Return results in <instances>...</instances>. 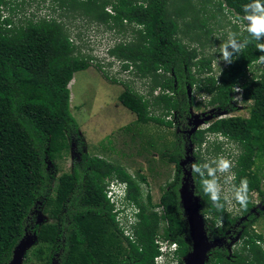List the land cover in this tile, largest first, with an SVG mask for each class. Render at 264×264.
Returning <instances> with one entry per match:
<instances>
[{"label": "trees", "instance_id": "obj_1", "mask_svg": "<svg viewBox=\"0 0 264 264\" xmlns=\"http://www.w3.org/2000/svg\"><path fill=\"white\" fill-rule=\"evenodd\" d=\"M250 2L52 0L59 8L78 9L82 16L116 28L117 32L134 31L132 40L115 42L108 53L121 60L123 71L133 69L137 77L149 83L145 93H140L124 82L117 96L136 116L131 138H140L144 133L140 124L173 128L174 139L159 144L162 159L174 164L173 176L161 187L159 202H153L150 193L141 188L147 180L144 174H132L120 163L82 150L79 125L70 111L69 83L74 73L90 66V55L80 54L66 24L51 12L16 22L14 14L20 4L0 0V235L8 237L2 239L9 248L30 231L37 235L36 251L59 252L58 264H155L159 254L155 238L161 223L167 220L163 236L177 242L176 254L180 258L190 250L191 241L179 200L183 175L179 161L190 144L194 162L203 163L226 153L222 148L228 142L237 148L236 153L230 151L235 183L247 178L249 202L246 211L238 210L237 205L236 213L227 207L217 212L202 192L200 177L192 173L195 192L200 196V212L208 217V237L221 242L208 252L205 264H264V250L257 243L263 234L254 228L259 218L264 219V68L260 73L246 75L248 66L264 53L252 40L232 63L217 68L212 54L182 41L184 33L180 29L183 23L191 30H199L193 32L194 37L206 33L208 38L211 29L207 28L209 18L204 14H215L205 5L215 6L217 12L229 13L236 20L244 15L242 6ZM107 6L113 13L105 10ZM230 30L239 33L238 22ZM215 53L220 56L218 51ZM238 82L244 99L251 100L249 115L215 117L238 110L231 102L233 86ZM193 86L195 91L210 95L207 105L213 108L204 116L211 114L213 118L207 127L189 134L194 98L188 89ZM217 133L225 140L207 139V134ZM70 138L75 141L78 159H73L70 170L57 174L56 161L69 149ZM148 143L151 147L158 145L155 141ZM112 178L126 183L124 205L137 209L130 226L134 241L124 235L113 205L106 198V180ZM256 202L260 205L254 209ZM159 206L164 208V215L155 210ZM37 209L45 216L41 223H36ZM221 216L222 227H216ZM241 216L246 219L236 228ZM238 232L239 241L229 255L225 243Z\"/></svg>", "mask_w": 264, "mask_h": 264}, {"label": "rangeland", "instance_id": "obj_2", "mask_svg": "<svg viewBox=\"0 0 264 264\" xmlns=\"http://www.w3.org/2000/svg\"><path fill=\"white\" fill-rule=\"evenodd\" d=\"M196 1L191 0L193 3ZM16 2L20 4L16 9V15L14 14L16 22H23L30 17L37 19L51 12L54 17L66 24L67 32L77 44L80 54L90 55L93 60L87 69L74 73L69 83L70 111L79 125L78 133L82 140V150L104 156L114 163H120L132 174L136 171L144 174L147 180L143 182V190L150 193L153 202H157L161 187L172 178L174 171V164L162 159L159 153L162 145L159 144L174 139L173 128L169 129L155 123L140 124L144 127L141 128L144 133L140 134V138L136 135L131 138L136 129L135 123H132L136 116L120 103L117 96L123 90L124 82L129 83L140 93H145L149 83L137 77L133 69L123 71L121 60L105 51L107 49L105 45L132 40L135 35L134 31L117 32L116 28L110 29L102 23L89 19L86 15L82 16L83 14L78 9L59 8L56 3H52V0H16ZM205 9L215 14L214 17H210L209 13L204 14L209 18L207 19V28L211 29L209 37H206V33H200L198 37H194L193 32H199V30H191L180 23V29L184 33L181 34V38L187 46H196L201 52L212 54L216 67H223L226 63L220 60V56L215 52L225 41L224 33L230 30L236 20L229 13L217 12L215 6L205 5ZM5 13L9 12L5 11ZM186 20L190 18L187 17ZM228 20L231 23H228ZM238 26L240 27L239 22ZM194 90L193 86L189 89V93L196 95ZM203 94L202 91L201 96L195 97L199 103L193 100V105L190 107L192 115L199 116V118L213 108L207 105L210 95L202 96ZM235 114L245 117L249 115L246 109L235 112ZM199 126L204 127L205 123ZM148 140L153 144L155 141L156 145L158 144L157 147L149 146ZM223 146L222 150L226 153H221L220 157L228 159L233 164L234 158L230 151L237 152L236 144L227 142L223 143ZM78 156L75 141L70 138L69 149L62 158L56 161L57 174L70 170L73 159H78ZM257 164H259L258 161ZM221 178L223 184V177ZM224 187L226 189L227 185ZM253 196L255 197V194ZM259 205L257 202L254 208ZM39 212L40 209H37L34 213L36 219L41 213ZM254 228L264 235V219L259 218Z\"/></svg>", "mask_w": 264, "mask_h": 264}, {"label": "clouds", "instance_id": "obj_3", "mask_svg": "<svg viewBox=\"0 0 264 264\" xmlns=\"http://www.w3.org/2000/svg\"><path fill=\"white\" fill-rule=\"evenodd\" d=\"M107 7L111 8V12L106 10ZM107 7L105 8V10L108 13H113L112 7L111 6H107ZM242 7L244 12L243 17L237 16L236 18V22L240 23V32L237 33L229 30L227 32L226 40L220 45L219 49L217 50L220 53L219 59L223 60L227 64L232 63L233 60L243 52V50L248 46L249 43H251L252 40L258 42L256 44V48L261 53H264V42H260V41H264V2H262V0H251L250 3L244 4ZM244 21H246L247 23H244ZM244 33H247L248 35L245 36ZM239 37H243V38L240 39ZM105 46L107 48L105 51H107V54H109L108 49L112 47L113 44H108ZM263 68H264V55H261L259 59L253 61L251 65L248 66V71L246 72L247 73L246 75H248V72H251V74H253L252 71L256 74L260 73V71ZM236 85H241V82H238L233 86L232 89L233 91ZM235 90L239 91V89L237 88H235ZM233 91H232V95H233ZM194 92L196 93V95L195 94L191 95V93H189V96L193 97L196 103L198 100H196L195 97L201 96L200 94H202V92L199 93L195 90ZM202 96H205V94H203ZM244 102L247 103V107L245 109L247 110L248 113L247 108L248 105L251 104V100L244 99ZM219 114H217L215 117L219 118V116L221 115ZM208 121H205L204 123L209 125V123H207ZM203 128H205V126L204 127L198 126L197 130ZM206 136L209 141L225 140L219 133L207 134ZM233 164L228 159L222 156L213 158L212 160H206L203 163L192 162L189 164L190 171L200 177L202 192L208 196L209 200L211 201L212 207L217 212H222L225 209V207H227L229 211L236 213L238 209L237 205L239 206L238 210H245V211L247 210V204L249 202V192H250L249 182L246 177H242L240 178L238 184L235 183L237 177H236V173L232 171V168L234 167ZM221 177H223V184L221 183ZM121 183L125 185L123 187V191L125 193L123 198L126 199V191H127L126 183L125 182H121ZM142 185L143 183H141V188L143 190ZM225 185H227L226 189L224 187ZM253 194H255L256 196V193ZM258 207L259 206L255 208ZM202 215L204 216V220L208 218L206 215L204 214ZM222 224H223V219L221 216L217 218L216 227H222ZM239 234L240 233L238 232L233 238H230L225 243V247L229 255L232 254L233 248L235 247L236 243L239 241ZM237 235H238L237 239L232 243L229 250L227 248V244L230 243L231 240H234ZM220 244L221 242L219 243V245ZM184 256L182 257L184 258ZM178 259L183 264V260H181V257Z\"/></svg>", "mask_w": 264, "mask_h": 264}, {"label": "water", "instance_id": "obj_4", "mask_svg": "<svg viewBox=\"0 0 264 264\" xmlns=\"http://www.w3.org/2000/svg\"><path fill=\"white\" fill-rule=\"evenodd\" d=\"M211 118V114L207 116L202 115L200 118L199 116L193 115L189 122V125L192 126L188 130V133L192 134L201 123H204ZM192 152L193 148L190 144L189 149H186L184 157L179 161V165L182 167L183 172L179 187V200L186 217L188 234L191 241V248L184 256L183 264H205L208 260V252L218 246L220 240L217 238L210 240L205 228L204 216L200 212V196L195 192L192 172L190 171L189 167H186L187 164H190L195 160ZM44 219V215L40 213V215L37 216L36 223H41L44 221ZM237 237L238 235L234 240H231L230 243L227 244V248L229 250L230 246L237 239ZM36 240L37 235L35 232H25L22 240L15 248V257L19 259L26 249L30 247Z\"/></svg>", "mask_w": 264, "mask_h": 264}, {"label": "built area", "instance_id": "obj_5", "mask_svg": "<svg viewBox=\"0 0 264 264\" xmlns=\"http://www.w3.org/2000/svg\"><path fill=\"white\" fill-rule=\"evenodd\" d=\"M107 11L111 12V8L107 7ZM251 72H248V76H251ZM235 88L239 89L236 91ZM243 88L241 85H236L234 87L233 95H232V104L238 108L235 112L238 113L247 107V103L244 102L243 96ZM235 112L230 113H222L219 117L222 116H231L236 115ZM208 124H205V127ZM107 184L105 187V194L108 201L113 205V212L115 213V217L119 226L124 232V235L127 236L130 240L134 241L135 236L130 228L131 224L134 222V212L137 209H133L132 206L124 205L125 199L123 187L125 186L123 183L118 181L115 178L106 180ZM159 202V201H157ZM155 210L158 212L159 215H164L165 211L162 206L156 207ZM167 225V220H164L161 223V228L158 232L157 237L155 238V243L158 245L159 254L155 258V264H176L178 263L179 259L177 258V248L178 245L174 241H170L168 238L163 236V227ZM257 243L261 246L262 250H264V237L262 240H257ZM183 260V257H181Z\"/></svg>", "mask_w": 264, "mask_h": 264}, {"label": "flooded vegetation", "instance_id": "obj_6", "mask_svg": "<svg viewBox=\"0 0 264 264\" xmlns=\"http://www.w3.org/2000/svg\"><path fill=\"white\" fill-rule=\"evenodd\" d=\"M190 112L192 114L191 109H190ZM190 120L188 121V125H189ZM191 126L192 125H189V129L191 128ZM245 219H246V216H241V219L239 218V220L235 223V225L237 226L236 228L241 227V222H243L242 220H245ZM25 232H30V231H25ZM25 232L23 233L22 236L18 238V240H16L15 244L12 245L10 248H9L10 245L5 244L6 243L5 238L2 239L3 237H6V236L0 235V264H58L59 252H57L56 250L49 251V252H43V253L35 250L36 246L38 245V240H36L30 247H28L26 251L20 256V258L17 259L15 257L14 251H15L16 246L22 240ZM234 236L235 235L229 236L228 238L230 239V238H233ZM6 238L8 239V237Z\"/></svg>", "mask_w": 264, "mask_h": 264}]
</instances>
